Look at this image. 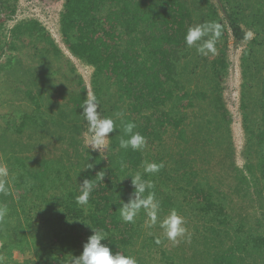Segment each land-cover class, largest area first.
I'll return each mask as SVG.
<instances>
[{
  "label": "trees",
  "instance_id": "trees-1",
  "mask_svg": "<svg viewBox=\"0 0 264 264\" xmlns=\"http://www.w3.org/2000/svg\"><path fill=\"white\" fill-rule=\"evenodd\" d=\"M18 1L0 0V163L10 173L0 264H69L92 229L137 264H264V0H62L63 45L91 68V95L117 128L106 158L83 145L88 91L71 60L36 19L6 29ZM206 22L222 35L216 54L201 56L185 35ZM230 45L241 48V167L223 98ZM128 122L146 137L142 152L119 148ZM143 161L163 165L144 175L161 218L175 209L196 240L172 246L143 209L122 220ZM86 162L93 168L80 171ZM85 178L96 187L80 205Z\"/></svg>",
  "mask_w": 264,
  "mask_h": 264
},
{
  "label": "clouds",
  "instance_id": "clouds-1",
  "mask_svg": "<svg viewBox=\"0 0 264 264\" xmlns=\"http://www.w3.org/2000/svg\"><path fill=\"white\" fill-rule=\"evenodd\" d=\"M222 35L221 26L216 22L199 23L188 28L185 35V42L188 47H195L201 56L215 55L217 52L216 44ZM80 113L87 122L88 136L86 138L87 149L89 146L93 151L107 150L110 144V133L117 132L115 121L111 117H102L98 111L99 105L94 94L87 95L80 107ZM123 112L115 113L116 118L123 119ZM136 124L128 122L124 124L123 135L119 140V148L123 150L143 151L146 147V137L139 132H135ZM127 137V138H125ZM92 163L86 162L82 170H91ZM163 167L162 164L155 162H142L143 172H137L131 178L133 192L126 203L121 202L120 216L126 223H134L136 217L143 209L147 216L146 225L149 229L159 227L165 238L173 243H178V238L185 237L187 228L184 218L175 209L169 210L167 216L161 218V201L153 191L154 184L151 180L144 179L145 174H157ZM9 169L6 164L0 163V194L7 195L9 192L8 178ZM100 180L105 176L104 171L96 173L95 177ZM80 186V195L76 197V202L80 205H87L89 197L96 185L93 179H83ZM8 214L6 204H0V222H3ZM107 240V234L102 230L92 229L87 241L83 244V250L79 256H73L69 264H137V260L131 256L122 255L114 252L107 244L102 241ZM156 243H161L158 238Z\"/></svg>",
  "mask_w": 264,
  "mask_h": 264
},
{
  "label": "rangeland",
  "instance_id": "rangeland-1",
  "mask_svg": "<svg viewBox=\"0 0 264 264\" xmlns=\"http://www.w3.org/2000/svg\"><path fill=\"white\" fill-rule=\"evenodd\" d=\"M62 6V0H56L55 2H49L47 0H19L17 4V12L13 19L6 25V29H12L16 23L22 19H36L41 23V25L50 33L51 37L54 39L57 47L68 57L75 69L81 75L88 95H91L89 88V79L91 74V68L85 65L82 61L71 56L63 45L62 35L59 30V13ZM221 17L224 16V12L220 10ZM241 48H234L230 45L229 48V58L232 63L230 74L224 84L223 98L226 104L227 109L232 116L231 124V134L232 142L235 151V162L238 167L242 166V157L241 152L244 146V139L242 135L241 125H240V110H239V89H240V70H239V57H240ZM88 133L83 135V145L87 149L86 138ZM89 151H93L91 147L88 148ZM104 158H106L107 150L93 151ZM190 227H187V233L185 237L178 238L179 243L187 244L188 240H196L195 237L189 235ZM197 237V236H196ZM172 246L174 244L169 241ZM195 242V241H194ZM3 247V246H2ZM0 247V251L3 252V248ZM170 248V247H169ZM187 248V247H186ZM136 250L140 251L141 248L136 245ZM159 258V256H158ZM5 259V258H4ZM5 261L11 262V259H5ZM154 264L156 263L153 262ZM157 264V263H156Z\"/></svg>",
  "mask_w": 264,
  "mask_h": 264
}]
</instances>
